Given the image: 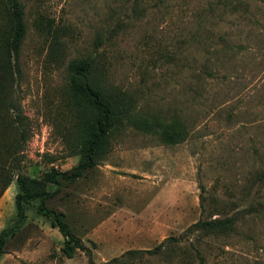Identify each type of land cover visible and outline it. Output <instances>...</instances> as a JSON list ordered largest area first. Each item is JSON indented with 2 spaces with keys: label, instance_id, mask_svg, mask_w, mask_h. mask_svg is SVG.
I'll return each mask as SVG.
<instances>
[{
  "label": "rangeland",
  "instance_id": "1",
  "mask_svg": "<svg viewBox=\"0 0 264 264\" xmlns=\"http://www.w3.org/2000/svg\"><path fill=\"white\" fill-rule=\"evenodd\" d=\"M20 1L26 32L10 91L28 136L19 142L0 125L20 158L14 166L7 153L0 163V175L14 169L0 193V264H107L165 240L161 253L119 264H199L196 251L203 264H264V0L236 8L222 0ZM86 56L131 96L149 129L114 126L95 165L53 182L82 158L89 114L70 97L67 64ZM173 122L182 138L166 142L161 133ZM18 172L50 193L44 205L63 213L85 250L63 253L65 238L37 212L39 198L24 203L14 227ZM224 219L231 227L186 230Z\"/></svg>",
  "mask_w": 264,
  "mask_h": 264
},
{
  "label": "trees",
  "instance_id": "2",
  "mask_svg": "<svg viewBox=\"0 0 264 264\" xmlns=\"http://www.w3.org/2000/svg\"><path fill=\"white\" fill-rule=\"evenodd\" d=\"M222 3L226 6L234 4L233 8H236L238 4H242V0H222ZM25 32L26 24L22 2L20 0H0V119L2 121L0 125L1 123L10 124L16 132L19 142L26 140L28 136L27 126L20 112V107L10 90L14 82V75L18 71V52ZM96 42L97 44L102 43V34L96 36ZM96 63L93 57L86 56L71 59L67 64V82L70 97L77 105L81 106L82 110L89 114V118L83 140L79 143L78 153H81L82 157L79 164L70 174L61 172L53 175L51 178L53 182H56V176L74 180L81 175L83 169L95 165L96 160L93 155L104 148V145H107L108 136L114 126L123 124L144 131L149 129L148 120L137 115L138 112L135 110L131 96L122 92L116 85L109 84L105 69L97 68ZM178 124L180 123H169L167 129L161 133V139L166 142H176L182 138L183 132L181 128L177 127ZM9 151L10 149L7 148V144L2 141L0 136V163H3L2 167L7 161ZM18 151L13 149L10 154L12 155L10 162L14 166L20 161V158L15 155ZM13 170L10 172L4 171L0 175V193L13 179ZM15 175L19 191L15 195L17 219L14 227H19L23 221L25 216L24 203L39 198L37 212L50 217L51 223L58 228L65 238V243L61 248L63 253L71 257L74 250H85L86 247L81 239L70 231L63 220V213L44 205L45 198L50 193L36 191L30 185L28 178L19 172ZM196 227L205 230L216 227L223 229L231 227V223L229 219L197 220L189 225L186 230ZM169 239L167 238V240ZM4 241V232L2 231L0 232V252L3 249ZM165 241L149 250H126L121 255L111 258L107 261V264L123 263L125 259L139 253H161ZM196 254L199 264H203L202 256L197 251Z\"/></svg>",
  "mask_w": 264,
  "mask_h": 264
}]
</instances>
